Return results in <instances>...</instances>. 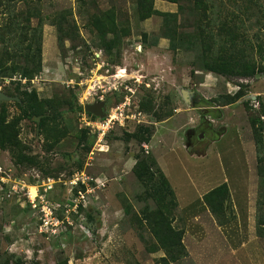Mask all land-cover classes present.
<instances>
[{
  "label": "rangeland",
  "instance_id": "rangeland-1",
  "mask_svg": "<svg viewBox=\"0 0 264 264\" xmlns=\"http://www.w3.org/2000/svg\"><path fill=\"white\" fill-rule=\"evenodd\" d=\"M3 1L0 32L10 22L25 39L39 24L36 15L25 20L33 6L44 24L42 71L0 76V90L16 97L0 101L9 136L0 147V264H157L164 252H149L140 238L152 239L141 227L156 204L134 172L141 146L129 135L139 125L154 127L143 148L176 193L174 225L185 230L189 255L173 264H264L252 128L253 117L264 119V0H207L197 10L185 0L172 12L176 4L162 1L143 20L137 0ZM110 13L119 42L108 52L114 34L104 39L95 19ZM169 26L195 44L171 47ZM220 55L239 61L229 77L203 68L201 57ZM251 68L255 75L240 76ZM182 89L194 91L192 102ZM102 98L109 111L127 102L142 122L127 119L99 140L84 106ZM224 182L231 210L220 224L203 196Z\"/></svg>",
  "mask_w": 264,
  "mask_h": 264
},
{
  "label": "trees",
  "instance_id": "trees-1",
  "mask_svg": "<svg viewBox=\"0 0 264 264\" xmlns=\"http://www.w3.org/2000/svg\"><path fill=\"white\" fill-rule=\"evenodd\" d=\"M26 3L30 1L39 2L41 0H24ZM156 0H137L139 14L141 19H147L154 14L157 9L155 8ZM169 2L179 4L180 8H183L182 1L185 0H166ZM193 3L195 10L200 9L206 5L207 0H190ZM4 4L3 0H0V6ZM23 13V12H22ZM25 20L28 22L31 20V16L36 15L39 18V24L32 27V32H28L25 39L18 37V34H14L15 30L10 29L8 23V31L0 32V42L3 44L0 50V76L14 77L18 74L21 79H33L42 71V45H43V18L39 10L36 7H31L26 10ZM108 17L96 16V27L99 32L102 33L104 39H106L108 33H113V40L104 42L106 50L111 52L115 44L119 42L118 33L114 31L115 19L110 13ZM58 23V22H57ZM20 25V23H18ZM19 27L16 28V31ZM59 29V42L62 44L64 37H67V32L64 27L60 26ZM202 34V33H201ZM200 35V33H199ZM164 37H168L171 42V47H181L184 42L189 44H195L196 36L190 35V38L186 41V34L183 31H179L178 28L169 26V30L165 31ZM116 38V41H115ZM203 38H205L203 36ZM203 41V39H202ZM25 42H27L25 44ZM203 43L208 44L203 41ZM204 50V49H203ZM201 63L203 68L208 71H213L229 77L228 66L231 62H239L237 58L227 60L224 56L220 55L216 60L207 61L202 57ZM240 76H252L257 73L254 68L247 69ZM38 106L41 108V103L38 102ZM80 110H84L82 106ZM264 113V110H263ZM92 118H96L95 115L88 112ZM168 115L169 114H165ZM165 115H160L158 118L162 119ZM263 116V115H262ZM252 128L258 150V164L261 180V195L258 202V215L257 224L258 231L261 235H264V119L259 116L252 118ZM154 133L153 126L139 125L138 128L130 133V137L135 139L141 146L139 153L136 156V163L134 165V172L137 178L142 182L145 187V192L148 197L156 204V208L145 209L143 216H145L146 224H142L141 231H150L151 240L147 239L143 232L140 233V238L144 241L146 249L149 252L163 251L164 255L157 259V264H173L180 259L187 257L189 252L183 241L185 230L178 228L174 225L175 211L178 206L176 193L161 167L159 166L156 158L151 153H146L143 148L145 144L151 141ZM0 147H5L9 140L8 131L5 126L0 127ZM203 199L211 212L218 218L220 224L228 222L227 214L231 210V192L229 185L224 182L218 186L212 188L204 194ZM137 217V216H136ZM4 264H9L8 262ZM57 264H68L66 260H61Z\"/></svg>",
  "mask_w": 264,
  "mask_h": 264
},
{
  "label": "built area",
  "instance_id": "built-area-1",
  "mask_svg": "<svg viewBox=\"0 0 264 264\" xmlns=\"http://www.w3.org/2000/svg\"><path fill=\"white\" fill-rule=\"evenodd\" d=\"M126 106L127 102L117 106L116 108H113L110 111L107 110V113L104 117L96 116V118H92L90 115H88V112L85 111V122L87 123L86 125L92 126L94 130H99V140H102L106 136L107 132L112 129L116 124L120 123L123 125L125 124V121L127 119L135 120L138 116L142 114V112H138L137 114H129L128 112H126ZM114 110L116 111L115 113H117L115 115L113 114ZM137 122L141 123L142 119L138 117Z\"/></svg>",
  "mask_w": 264,
  "mask_h": 264
},
{
  "label": "water",
  "instance_id": "water-1",
  "mask_svg": "<svg viewBox=\"0 0 264 264\" xmlns=\"http://www.w3.org/2000/svg\"><path fill=\"white\" fill-rule=\"evenodd\" d=\"M193 95H194L193 90L182 89V96L185 101L192 102ZM200 97H201L200 95H196L195 101H199ZM15 98L16 97L8 95L5 92L0 90V101L13 100ZM84 108L86 112H90L99 117H104L106 115V102L105 101H99L96 103H87L84 106Z\"/></svg>",
  "mask_w": 264,
  "mask_h": 264
},
{
  "label": "crops",
  "instance_id": "crops-1",
  "mask_svg": "<svg viewBox=\"0 0 264 264\" xmlns=\"http://www.w3.org/2000/svg\"><path fill=\"white\" fill-rule=\"evenodd\" d=\"M162 1H166V0H156V6H155V8H157L158 9V6L159 5H157V4H159V3H163ZM159 2V3H158ZM169 2V1H168ZM173 3V2H172ZM176 5H172V7L171 8H169L170 10L169 11H175L177 8H178V5H177V3H175Z\"/></svg>",
  "mask_w": 264,
  "mask_h": 264
},
{
  "label": "flooded vegetation",
  "instance_id": "flooded-vegetation-1",
  "mask_svg": "<svg viewBox=\"0 0 264 264\" xmlns=\"http://www.w3.org/2000/svg\"><path fill=\"white\" fill-rule=\"evenodd\" d=\"M101 101H105L106 102V113H107V101L106 100H104L103 98H102V100ZM97 102H99V101H97ZM93 103H96V102H93ZM96 116V115H95Z\"/></svg>",
  "mask_w": 264,
  "mask_h": 264
},
{
  "label": "bare ground",
  "instance_id": "bare-ground-1",
  "mask_svg": "<svg viewBox=\"0 0 264 264\" xmlns=\"http://www.w3.org/2000/svg\"><path fill=\"white\" fill-rule=\"evenodd\" d=\"M34 192V191H33Z\"/></svg>",
  "mask_w": 264,
  "mask_h": 264
}]
</instances>
